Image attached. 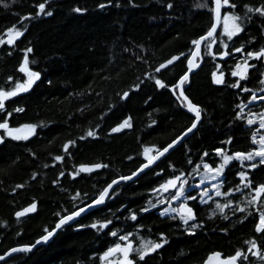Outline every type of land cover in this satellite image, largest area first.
<instances>
[{"label":"trees","instance_id":"obj_1","mask_svg":"<svg viewBox=\"0 0 264 264\" xmlns=\"http://www.w3.org/2000/svg\"><path fill=\"white\" fill-rule=\"evenodd\" d=\"M39 2L42 0H16L7 9L0 6V37L5 35L4 29L7 27L13 24L20 27L19 17L34 13L35 4ZM118 2L119 6L113 0L112 4L100 8L98 5L107 4V0H49L48 8L53 12L52 16L25 21L23 26L27 31L15 46L0 45V86H12L11 82L6 83L9 75L25 78L17 68L24 55L21 50L27 47L33 48V52L28 54L29 60L36 62L34 65L30 63V67L41 72V79L30 94L13 98L15 102L9 106L10 109L23 106L25 113L16 114L15 120L9 118L10 123L39 125L44 121L47 125L38 127V135L30 138V141L9 140L0 144V221L6 222L0 224V255L10 248L34 245L44 234L45 227L51 230L55 226L58 219L55 213L65 214V209L72 208L69 199L76 190L87 192L89 196L98 194L106 186L105 181L110 182L134 171L144 161V148L166 144L194 118V114L187 113L186 108L179 106L180 102L169 91L154 88V81L146 83L140 90L133 89L135 94H130V99L121 100L118 93L128 91L141 80L146 81L145 73L154 74V68L170 55L180 51L190 54L189 49L194 47L190 41L202 35L210 26L208 9L196 7L204 0H172L173 9L166 7L168 0ZM237 2L258 6L261 0ZM77 6L87 11L73 12L72 9ZM261 23L257 18L241 33L237 46L247 42L250 37L255 39L251 44L246 43L248 50H258L264 46V37L259 29ZM125 48L129 51L124 52ZM204 52L203 45L201 57H204ZM133 54L144 56L147 63L134 60ZM233 56L240 58L237 53H233ZM225 60L234 67L235 61L228 57H204L199 60L202 67L191 76V87L186 95L206 110L202 113L203 123L199 125L200 131L185 141L191 151L177 148L168 160L160 163V168L171 162L178 169L191 172L192 166L186 163L188 156L196 160L197 154L203 151L211 152L214 156V148L221 146V142L229 136L233 138L232 143L224 147L230 151L247 150L252 146L251 135L256 127L233 120L237 110L235 106L244 99V93L237 95L236 89L214 85L211 81V72L216 70L214 65L220 64L223 68ZM249 63L256 64L260 72H264V62L250 60ZM182 68L186 69V61L177 63L164 73L165 82L172 80L176 74H182ZM249 71L252 79L247 86L254 91L264 88L256 79L259 73L252 69ZM225 74L229 83L235 81L236 78H231L227 71ZM149 97L152 99L149 100ZM249 107L258 113L264 105L259 101ZM247 111L246 108L245 113ZM102 114L104 118L101 120ZM128 117H131V128L121 133H110L111 127ZM152 120L157 121L158 127L151 125ZM97 123L101 124L102 129L97 130L100 131L98 138L78 140V147L71 149L74 153L72 158L53 162L52 156L63 154L61 145L64 142L78 139ZM129 156L132 160L127 159ZM205 159L211 163V160ZM93 162L109 167L92 174L81 173L75 178L68 175L74 170V165ZM46 164L48 167L44 166ZM236 167H240L238 162ZM60 171L66 175L59 177V184H53ZM168 171L172 169L168 168ZM248 171L254 174L255 181H264V165ZM34 172L37 176L31 179ZM194 178L188 177L189 182H195ZM234 179L239 182L233 173H229L228 180L231 182ZM156 182L153 174L146 172L139 180L120 184L118 196L107 201V208L101 206L102 211L95 209L91 214H85L79 218V223L89 225L95 219H112L114 212L119 217L114 223L121 230V235L124 230L139 233L137 244L140 237L159 240L158 233L164 232L168 242L161 250L150 254V258L146 257L148 264H201L212 252H221L226 257L238 248L246 249V240L255 237L259 242V234L254 232L251 218L238 223L237 218L241 214L233 216L231 210L226 209L229 220H224L212 201L196 209L203 227H198L195 235L187 234L182 224L178 226L175 221L160 217L157 209L139 213V208L146 206L149 198L155 203L156 197L149 189ZM17 184L24 187L13 191ZM233 196L236 201H246L248 198L241 193H234ZM214 199L224 202L226 198ZM33 200L37 202L38 211L17 218L15 212L27 207ZM82 202L89 201L81 197L75 203L80 205ZM166 205H158L157 208ZM109 208L112 212L108 211ZM125 208L138 212L142 228L133 227L136 224L134 221L125 222V217L129 215ZM212 211L216 215L213 216ZM222 228L228 231L223 232ZM116 239L89 227L78 228L72 223L70 227L65 226L57 232L50 242L0 260V264H102L99 255Z\"/></svg>","mask_w":264,"mask_h":264},{"label":"snow or ice","instance_id":"obj_2","mask_svg":"<svg viewBox=\"0 0 264 264\" xmlns=\"http://www.w3.org/2000/svg\"><path fill=\"white\" fill-rule=\"evenodd\" d=\"M16 0H0V6L5 9L11 7V4ZM117 6H119L118 0H116ZM133 0H129L132 3ZM113 3V0H107V4L101 3L98 5L100 8H105L107 5ZM49 0H42L35 4V12L27 13L24 16H20L18 23L21 25L17 27L13 24L4 29V36L0 37V45L15 46L16 42L25 35L27 28L24 27V22L29 20H35L41 16H52L53 12L48 8ZM135 6V5H133ZM168 9H173L174 4L172 0H168L166 4ZM198 8H207L210 13V26L207 30L190 41L193 48L189 49L190 54H186L180 51L176 54L170 55L159 63L158 67H155L152 73H145L147 80H141L136 83L133 88L122 94L118 93L121 100L130 99V94H135L134 90H140L148 83L153 82V87L156 89H163L169 91L171 95L175 96L180 102V107L186 108L187 113L194 114V118L190 123L182 128L179 134L172 138L164 145L152 148H144V161L132 171L129 175H120L118 178L112 179L110 182L105 181V185L98 194L89 196L87 192H81L76 190L69 199V203L72 204L71 209H65L64 213H55L58 217L55 222V226L49 230L48 227L44 228V234L40 235L36 241L37 244L47 242L59 229L64 226H71L75 223L78 228L89 227L95 229L105 235L117 238L116 241L106 248L100 255L99 260L102 264H148L147 258H150V254L155 253L157 250H161L165 244H167L166 234L164 232L158 233L160 239L144 240L139 238L137 244V237L139 233L124 230V234L121 235V230L116 228L114 221H118L119 217L112 213V219L99 218L95 219L89 225L79 223V218L87 212L92 213L93 208L97 211H102L101 206L107 208V201L112 200L114 196H118L119 183L121 181H132L135 177L139 180L141 175H145L146 172H151L156 178L155 186L151 187L149 191L156 197L155 203L152 198H149L146 206L139 208V213H147L152 209H157L160 217L168 218L177 223V225H183L184 231L189 235H195V230L198 227H203V221L198 220V213L196 209L200 205L207 204L208 201H212L215 204V209L219 211L220 217L224 220H229L226 209H230L232 215L240 213L241 216L237 218L238 223H244L251 218L254 225V232L259 234V242L257 238L246 240L244 242L248 247L238 248L233 254L228 255L221 259L220 252H212L204 264H264V181L257 182L254 179V174L248 170L258 169V166L264 165V134H260V129H264V108L260 112H253L249 105H254L257 100L261 101L264 105V95H258V92H264V88H259L254 91L247 85L251 82L252 73L249 69L259 73L256 77L259 84L264 85V72H260L259 67L256 64H250V60H257L264 62V46L258 50H248L247 44H251V41L255 37H250L247 42H241L237 46V40L241 39V33L245 32L247 28L255 23L258 18L262 21L259 25L261 36L264 37V0L256 6L250 3H238L237 0H204L203 3L196 5ZM75 13L86 12L87 9L81 7H75L72 9ZM222 22V24H221ZM179 34H177V37ZM235 38V39H234ZM202 42L205 48L204 57H211L215 59L216 56L221 58L228 57L235 61L234 67L229 66L227 60L224 61V67L221 68L220 64H215L216 70L211 72V81L214 85H223L237 90L239 93H244V99L240 103L236 104V111L234 113V121H244L247 125L252 126L258 123L259 127L253 131L251 135L252 146L247 150H229L224 147L225 144L232 143V137L229 136L227 140L221 142V146L215 147L213 152L203 151L202 154H197V159L193 160L191 156H188L186 163L190 166L191 172L178 169L174 164H169L160 168L159 165L164 160L172 155V152L177 148H186L189 152L190 148L185 144V141L189 136H195L199 131V125L203 123L202 113L206 110L194 102L186 95V91L191 87L190 73L194 75V70L202 67L201 64L194 61V58H201V46ZM231 42V43H229ZM213 45L216 46L213 51ZM138 48H143L142 45H137ZM223 49V50H222ZM24 55L22 61L19 63L17 71L22 73L25 78L19 79L9 75L6 83L11 82L12 86L4 87L0 86V144L10 141H30V138L38 135V127H46L44 121L38 124L36 123H18L11 124L10 119H16V114L25 113L23 106H17L10 109V105L15 101L13 98L19 97L21 94H30L31 90H34V85L41 79V72L34 70L30 67L31 64H35L34 60H29V53L33 52L32 47H27L21 50ZM124 52H128L129 49H123ZM233 53L240 54V58L237 59L233 56ZM11 52L9 53V55ZM134 60H140L147 63L144 56L139 54H133ZM186 61V69L182 68V74H176V76L169 82H165L164 73L169 72L176 66L177 63L183 64ZM226 71L231 78H236L234 82L229 83L226 77ZM51 83V81H49ZM72 95V93H69ZM99 95V93H97ZM149 100L152 97L148 98ZM147 103V101H145ZM248 109L245 113V109ZM81 111V110H78ZM104 118V114L101 116V120ZM151 125L158 127L157 121L152 120ZM150 125V126H151ZM132 127L131 117L125 118L121 123L110 128V133H121L122 130ZM101 124L97 123L94 127H89L83 136L78 139H69L61 145L63 154H57L52 156V160L66 161L73 157L74 153L71 149L78 147L79 141H86L87 138L96 139L100 135ZM155 149L154 155H149L151 151ZM35 156V153H32ZM51 155V153H50ZM205 158L211 160L208 162ZM128 160H132V157H127ZM199 161V162H197ZM218 161V162H217ZM236 162L240 167H236ZM48 167V165H44ZM109 165L100 162L93 163H79L74 165V170L69 172L68 175L72 178L79 176L81 173L92 174L99 169H107ZM168 168L172 171L169 172ZM159 169V171H157ZM233 173L234 177H237L239 182L237 183L228 180V174ZM98 174V173H97ZM139 174V175H138ZM199 176L200 180L198 184H192L189 182L188 177ZM66 173L60 171L57 179L53 180V184H59V177H64ZM37 173H33L31 179H35ZM205 182H211L210 188L206 186ZM2 183V182H0ZM115 186V187H114ZM24 185L17 184L13 191L23 188ZM191 189V191H190ZM244 190H248L244 192ZM234 193H241L242 196L248 198L241 201L234 199ZM81 197H85L89 202L81 203L77 205L75 202ZM225 197V201L221 202L219 199ZM177 202L178 207H171V202ZM235 203V207L233 204ZM168 204V207H159L158 205ZM243 205V206H241ZM124 207V205H120ZM38 211L37 202L33 200L27 207H24L20 211L15 212L17 218L23 217L29 213H36ZM109 212L112 210L109 208ZM125 211L129 213L125 217V222L131 220L136 222L133 227H143L138 220V212L133 211L130 208H125ZM212 215H216L215 211H212ZM211 218V217H210ZM142 219V218H141ZM231 223V221H229ZM6 222L0 221V224ZM115 229V230H114ZM221 231L227 232V228H222ZM19 235V233H17ZM34 245H22L20 247L10 248L3 255H0V260H4L10 253L15 252H29ZM256 258L254 261L253 258Z\"/></svg>","mask_w":264,"mask_h":264},{"label":"water","instance_id":"obj_3","mask_svg":"<svg viewBox=\"0 0 264 264\" xmlns=\"http://www.w3.org/2000/svg\"><path fill=\"white\" fill-rule=\"evenodd\" d=\"M214 46H215V45H213V49H214ZM202 47H203V42H202V46H201V56H202ZM199 60H201V58H199V57L194 58V61L197 62V63L199 62ZM196 71H197V70H194V73H195ZM189 75H190V78H191V76H192L193 74L190 73ZM99 170H101V169H99ZM99 170H96V171H99ZM96 171H95V172H96ZM138 175H139V174H138ZM135 179H136V178L134 177L133 180H135ZM133 180H132V181H133ZM122 183H124V182L121 181V182L119 183V185L122 184ZM114 187H115V186H114ZM93 210H95V208H93ZM93 210H92V211H93ZM31 214H33V213L26 214L25 216H28V215H31ZM85 214H87V212H85L82 216H84ZM25 216H23V217H25ZM20 218H22V217H20ZM64 227H65V226H64ZM64 227H63V228H64ZM60 230H61V229L57 230V232H59ZM57 232H56V233H55V234H54V235H53V236H52L47 242H43V241H42V242L39 243V244L35 243V244H34V247H33L32 249H35L36 247H38V246H40V245H43V244H46V243L50 242L51 239L57 234ZM17 253H19V252L10 253V255L7 256V257H5V259H7V258H9V257H11V256H13V255H15V254H17ZM220 253H221V252H220ZM209 256H210V255H209ZM209 256H208V257H209ZM208 257L206 258V260L208 259ZM223 258H224V256H223V254L221 253V259H223ZM5 259H4V260H5ZM206 260H205V261H206ZM205 261H204V262H205ZM204 262L201 263V264H204Z\"/></svg>","mask_w":264,"mask_h":264},{"label":"rangeland","instance_id":"obj_4","mask_svg":"<svg viewBox=\"0 0 264 264\" xmlns=\"http://www.w3.org/2000/svg\"><path fill=\"white\" fill-rule=\"evenodd\" d=\"M257 94L258 95H264V92H257ZM257 102H259V100H257L255 103H257ZM254 126L256 127V129H258V127H259L258 123H256ZM260 134H264V129H260ZM154 154H155V150L153 149V151H151L149 153V155H154ZM194 179H195V182H192V184H198L199 183V180H200L199 176H195ZM210 183L211 182H205L206 186H209V188H210ZM208 202H210V201H208ZM168 206L169 205L167 204L165 207H168ZM170 206L171 207H178V204H177V202L173 201V202H171V205Z\"/></svg>","mask_w":264,"mask_h":264}]
</instances>
